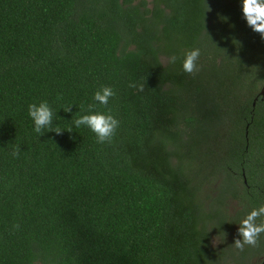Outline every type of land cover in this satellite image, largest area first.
I'll list each match as a JSON object with an SVG mask.
<instances>
[{"label": "trees", "instance_id": "1", "mask_svg": "<svg viewBox=\"0 0 264 264\" xmlns=\"http://www.w3.org/2000/svg\"><path fill=\"white\" fill-rule=\"evenodd\" d=\"M223 1L0 0V264L219 263L210 227L223 237L264 205V109L248 107L264 38ZM45 100L60 134L34 131ZM90 104L120 121L111 143L72 123ZM229 196L228 221L214 205Z\"/></svg>", "mask_w": 264, "mask_h": 264}, {"label": "clouds", "instance_id": "2", "mask_svg": "<svg viewBox=\"0 0 264 264\" xmlns=\"http://www.w3.org/2000/svg\"><path fill=\"white\" fill-rule=\"evenodd\" d=\"M242 14L247 25L256 33L264 38V0H242ZM201 56L199 48L192 49L185 53L182 68L187 74L194 75L199 71L198 61ZM170 63L175 64L176 57L169 58ZM129 87L137 88L139 91L144 90V84L130 83ZM116 95L114 89L110 86H104L94 94V100L100 105H107L110 98ZM61 97L58 96V99ZM65 112L71 111V105L65 106ZM89 114L80 115L73 118L72 123L76 128L81 126L88 127L96 136V142L99 144L111 143L120 126V121L112 114L111 109L108 111L96 110V104L88 105ZM28 115L34 122V131L43 135L44 129L49 132L60 134L63 130L60 127L52 128L54 112L48 101H42L39 104L33 103L28 106ZM67 131L71 132V128ZM20 146L16 145L12 152L14 157L20 154ZM264 216V205L254 208L239 224L237 237L233 245L235 248L244 249L245 245L252 247L258 246L261 234H264V222L257 223V220ZM13 228L19 230L20 225L14 224Z\"/></svg>", "mask_w": 264, "mask_h": 264}, {"label": "rangeland", "instance_id": "3", "mask_svg": "<svg viewBox=\"0 0 264 264\" xmlns=\"http://www.w3.org/2000/svg\"><path fill=\"white\" fill-rule=\"evenodd\" d=\"M214 4L210 3L209 9H211ZM227 204V209L229 212L226 214H231L236 207L237 204L233 200H228L226 202ZM232 228L225 234L222 235L218 234L216 231L213 230L212 232V227H210L211 230V246L216 250V252H221L223 257L220 259L218 264H255L260 260V256L263 253H258L256 256H254V253L256 251L258 252H264V241L263 244L260 245L259 248L256 249V247H250L247 249L246 256H242L241 258L236 254L234 251L235 247L233 245L234 239L237 238L236 234L238 231L237 225L235 223H232ZM264 255V254H263Z\"/></svg>", "mask_w": 264, "mask_h": 264}, {"label": "flooded vegetation", "instance_id": "4", "mask_svg": "<svg viewBox=\"0 0 264 264\" xmlns=\"http://www.w3.org/2000/svg\"><path fill=\"white\" fill-rule=\"evenodd\" d=\"M238 1H242V0H238ZM223 2H228V3H232L233 4V2L231 1V0H225V1H223ZM263 89V93H260V91ZM257 105H259L260 107H262L263 109H264V83L261 85V88L259 89V91L256 93V94H254V96H252L251 97V102H250V104H249V108H250V112L252 113V111H253V109L257 106ZM257 146H259V143L258 144H256V147ZM256 152H258V150H256ZM234 175L231 177V178H233V180L235 181V180H238V182L236 183L237 184V186H239L240 187V189H239V195H243V192H242V184H246V178H245V172H244V169L243 168H241L240 169V171L239 172H237V171H235L234 173H233ZM240 181L242 182V184L240 183ZM214 194V193H213ZM216 194V193H215ZM215 194L213 195V196H215ZM228 200H233L236 204H237V207L233 210V211H231L232 213L231 214H227L228 215V218H227V220L229 221L230 220V218L231 217H233V219L235 218V216L238 214V212H239V209L241 208L240 207V203H239V199H237V198H235V197H232V196H229L227 199H225V200H223V203L221 202H216V204L214 205L215 207H219L224 213H227V212H229V210L227 209L228 207H227V204H226V202L228 201ZM220 205V206H219ZM235 225H237V227L239 226L237 223L235 224ZM233 226V225H232ZM231 231V230H230ZM239 250V249H238ZM234 251L235 252H237V248H235L234 249ZM238 255V254H237ZM239 257L241 256V255H238ZM241 258V257H240ZM262 258H264V255H261L260 256V260L259 261H261V259ZM258 261V262H259ZM257 262V263H258ZM257 263H255V264H257Z\"/></svg>", "mask_w": 264, "mask_h": 264}, {"label": "water", "instance_id": "5", "mask_svg": "<svg viewBox=\"0 0 264 264\" xmlns=\"http://www.w3.org/2000/svg\"><path fill=\"white\" fill-rule=\"evenodd\" d=\"M260 93H263V89L260 91ZM257 264H264V258H262Z\"/></svg>", "mask_w": 264, "mask_h": 264}]
</instances>
